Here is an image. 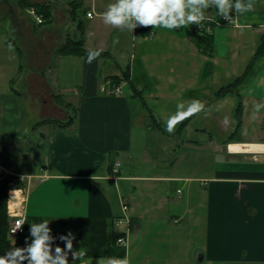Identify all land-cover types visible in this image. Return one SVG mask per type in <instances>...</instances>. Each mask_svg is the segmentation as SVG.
<instances>
[{"label": "crops", "instance_id": "crops-1", "mask_svg": "<svg viewBox=\"0 0 264 264\" xmlns=\"http://www.w3.org/2000/svg\"><path fill=\"white\" fill-rule=\"evenodd\" d=\"M25 1L51 12L39 25L22 0H0V159L25 190V240L31 222L49 218L54 235L74 232V249L86 253L81 264H107L109 257L128 264H264V108L255 109L264 103V50L256 56L264 12L253 7L229 24L210 6L206 48L195 41L193 24L104 30L102 13L114 0ZM81 38L85 49L109 54L99 60L93 96L84 94V58L58 56ZM114 64L118 71L107 69ZM249 66L237 89L224 93ZM127 70L121 95L103 92ZM137 92L161 136L178 138L157 154L153 141L161 136L148 126ZM58 95L67 109L55 103ZM193 100L204 108L173 121L169 131L177 105ZM227 102L235 123L232 116L222 129L218 113ZM207 111L216 113L214 126L201 120ZM70 117L67 129L35 128ZM207 128H218L220 138ZM124 204L132 232L128 245H119Z\"/></svg>", "mask_w": 264, "mask_h": 264}, {"label": "clouds", "instance_id": "clouds-1", "mask_svg": "<svg viewBox=\"0 0 264 264\" xmlns=\"http://www.w3.org/2000/svg\"><path fill=\"white\" fill-rule=\"evenodd\" d=\"M210 6H214L220 16L231 22L234 19L233 12L243 15L250 11L254 4L252 0H114L107 6L102 16L105 24L132 30L141 25L173 30L193 23L203 26L201 22L205 19V10ZM100 54V50H89L87 62L92 63ZM203 108L204 105L200 100H193L186 108L183 102L179 103L177 112L169 118L168 130H172V121ZM262 108L264 103L255 106L257 112ZM17 224L19 229L20 222L18 221ZM50 224L49 218L31 222L26 246L14 247L4 255H0V264H25V261L27 264H81L86 253L83 248L74 249V232L69 229L57 237L53 234ZM57 239L64 242L63 247L56 243ZM107 264H128V262L126 258L109 257Z\"/></svg>", "mask_w": 264, "mask_h": 264}, {"label": "trees", "instance_id": "trees-1", "mask_svg": "<svg viewBox=\"0 0 264 264\" xmlns=\"http://www.w3.org/2000/svg\"><path fill=\"white\" fill-rule=\"evenodd\" d=\"M24 5L26 7H35L37 12L45 19H49L51 16V12L49 11V6L47 5H38V4H32L29 3L25 0H22ZM239 14V13H236ZM240 15V14H239ZM222 16H218L219 20H221ZM194 25V24H193ZM203 27H211V23H208L206 20H203ZM150 26H141V29L145 31V29L149 28ZM81 31L83 32L82 26H81ZM149 33V32H148ZM148 33L143 32V35H147ZM193 33V36L195 38V41L198 44H201V46H204L206 48L210 47V35L208 34H202L199 33V31L196 30ZM264 50V36L262 38L261 44L258 48L256 56L262 53ZM89 50L85 49L84 47V39L81 38L78 41H69L60 51L58 56L60 55H76V56H81L85 60V83H84V94L88 96H93L96 94L97 91V72H98V64L99 60L101 57H108L109 54L107 52H102L100 51V56L97 57L92 63L87 62V53ZM251 66L248 67L247 71L244 73L243 76L238 78L230 87L227 89L224 93L229 92L231 90H236L237 87L242 83V81L246 78L250 71ZM129 79V71H125L123 74V77L119 76H113L111 77V87L115 88L118 87L123 81H128ZM141 93H136L137 96L140 97L143 106L149 111V116L150 118L156 123L157 127L163 131V128L160 123L155 119L154 115H152L150 109L147 106L146 101L142 97ZM57 98V103L63 104L64 100L61 96H56ZM66 104V103H65ZM69 104H66V108H68ZM237 120H238V128L240 127V122H241V107H238L237 112H236ZM73 123V118L70 117L66 120H56V119H46L38 122L35 125V128H38L40 126H49L50 128L53 129H67L69 128ZM187 122L183 123L178 131H181ZM238 132V129H237ZM2 164L7 167L9 166L8 163L2 162ZM16 177L7 175L4 176L2 173H0V255H4L7 251L13 249L14 247H25L26 246V240L25 236L18 238L17 243L13 244L12 241L9 238V233H8V226H9V221L10 218L8 216V184L9 182ZM25 264L27 262L25 261Z\"/></svg>", "mask_w": 264, "mask_h": 264}, {"label": "built area", "instance_id": "built-area-1", "mask_svg": "<svg viewBox=\"0 0 264 264\" xmlns=\"http://www.w3.org/2000/svg\"><path fill=\"white\" fill-rule=\"evenodd\" d=\"M28 12L30 15L33 16L35 19L36 23L41 25L44 24L45 18L43 15L39 14L36 10L35 7H28ZM91 13L88 14V16H92ZM236 15L233 14L234 19L230 21H226L223 17H221V20L224 22H228L229 24H233L236 22ZM210 21L215 22V19H210ZM211 30L210 27H203V26H198L197 31H199L201 34H207ZM104 93H109V94H114V95H121L123 92L119 87L115 88H104L103 89ZM3 160L0 159V173L6 174V167L2 164ZM117 166H120V163H117ZM5 176V175H4ZM8 216L10 218L9 221V226H8V233L9 237L13 239H18L20 237L25 236L26 234V226H25V221L23 217V211H24V204H25V190L23 186L21 185V179L14 178L12 179L9 184H8ZM181 191H179L180 193ZM20 222L19 224V229L17 222ZM126 226V230H122V226ZM116 226L118 228V236L116 238V243L119 245H128L129 240V234H130V229L132 227V219L131 216L129 215V207L124 204L123 206V215L117 219ZM121 226V227H120ZM17 229V230H16ZM14 230H16L14 232Z\"/></svg>", "mask_w": 264, "mask_h": 264}, {"label": "rangeland", "instance_id": "rangeland-1", "mask_svg": "<svg viewBox=\"0 0 264 264\" xmlns=\"http://www.w3.org/2000/svg\"><path fill=\"white\" fill-rule=\"evenodd\" d=\"M212 7H214V6H212ZM254 7L255 8H257L260 12H264V0H258V1H255L254 2ZM46 20V19H45ZM207 21V20H206ZM100 22V19L99 18H97V17H95L92 21H91V23H99ZM195 26L197 25V27L199 26L198 24H195V23H193ZM201 24H203V21L201 22ZM114 25H110V24H103L102 25V28L104 29V30H107V29H109V28H111V27H113ZM196 30H197V28H196ZM96 37H97V35H92V37H91V40H96ZM89 38H90V36H89ZM111 67H107V69H109V70H111V71H118L117 70V68H116V66H115V64L113 65V67L110 69ZM104 74H109L108 73V70L106 71V72H104ZM131 88H130V86H125L124 87V91H125V93L127 94V95H130L132 92H131V90H130ZM55 103L62 109H67L66 107H64V106H66V104H65V102H63V104H59V103H57V98L55 97ZM228 101H230V100H228ZM231 104L229 103V102H227V104H225V105H223L222 107V109H219V113H218V115L219 116H221L222 118H223V120L221 121V122H223L224 124H223V126L222 125H220V123H218L219 124V126H220V128H225V125H226V123H225V118H227V125H228V123H229V120L231 121V119H232V116H233V119L234 120H232V121H234V123H235V111H234V113H233V110H231ZM150 107L152 108V109H154V107H153V104H151L150 103ZM220 108V107H219ZM155 110V109H154ZM231 112H232V114H231ZM162 115V114H161ZM211 115H212V118H211ZM213 115H216V113H214V112H209V111H207V112H201V116L200 117H202L201 118V120H202V122H206L207 124H209V125H212V126H214L215 125V122L213 121L212 122V120H213V117H215V116H213ZM187 116L188 115H185L184 117H182V118H179V119H177V120H175L174 121V123H177V122H181L182 120H184L185 118H187ZM53 119H56V118H53ZM56 120H62V119H56ZM173 122V121H172ZM206 123H203V124H206ZM147 124H148V126L150 127V128H152V130H153V133L156 135V136H161V133H160V129L157 127V125H156V123H154V121L150 118V116L149 117H147ZM217 124V125H218ZM49 127V126H48ZM50 128V127H49ZM208 129V131H213V134H214V136H216V138H220V136H221V134H219L218 132H219V130H218V128L217 129H214V128H212V129H210V128H207ZM218 130V131H217ZM208 131L207 132H203L202 133V136L204 137H209L208 135ZM174 137H175V135H173L170 139L169 138H165L164 136L162 137L161 136V140H156V141H153V148H154V153H156V152H159V149H166V147L168 146H166L165 147V145L166 144H168V143H172V144H175V142H178V138H176L175 137V139H174ZM155 140V139H154ZM160 146H162V147H160ZM204 149H206V148H204ZM204 153H205V150H203V155H204ZM157 154V153H156ZM5 173L6 174H3V175H5V176H7V175H9L8 173H7V171H5ZM181 188V187H180ZM122 230H126V226L125 225H123L122 227ZM132 232V227H131V229H130V233ZM10 238V237H9ZM10 240L12 241V243L13 244H15V243H17V241H18V239H13V238H10Z\"/></svg>", "mask_w": 264, "mask_h": 264}, {"label": "water", "instance_id": "water-1", "mask_svg": "<svg viewBox=\"0 0 264 264\" xmlns=\"http://www.w3.org/2000/svg\"><path fill=\"white\" fill-rule=\"evenodd\" d=\"M59 235H60V234H56L57 237H59ZM60 242H61V241H60L59 239H57V243L60 244ZM61 243H62V242H61ZM62 244H63V243H62ZM60 246L63 247L64 244H63V245H60Z\"/></svg>", "mask_w": 264, "mask_h": 264}]
</instances>
